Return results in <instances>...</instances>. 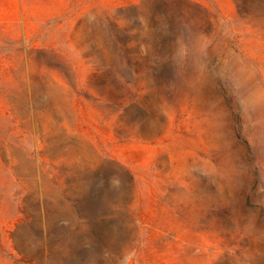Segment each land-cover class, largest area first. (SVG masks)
I'll return each instance as SVG.
<instances>
[{
    "label": "rangeland",
    "instance_id": "rangeland-1",
    "mask_svg": "<svg viewBox=\"0 0 264 264\" xmlns=\"http://www.w3.org/2000/svg\"><path fill=\"white\" fill-rule=\"evenodd\" d=\"M0 264H264V0H0Z\"/></svg>",
    "mask_w": 264,
    "mask_h": 264
}]
</instances>
